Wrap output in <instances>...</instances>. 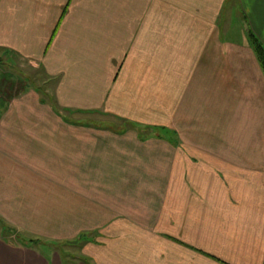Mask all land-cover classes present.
Masks as SVG:
<instances>
[{"label":"crops","instance_id":"obj_1","mask_svg":"<svg viewBox=\"0 0 264 264\" xmlns=\"http://www.w3.org/2000/svg\"><path fill=\"white\" fill-rule=\"evenodd\" d=\"M237 1L264 45V0ZM223 2L0 0V59L47 84L0 94L2 226L77 241L110 197L127 217L73 264H264V74ZM0 264L56 263L0 232Z\"/></svg>","mask_w":264,"mask_h":264},{"label":"rangeland","instance_id":"obj_2","mask_svg":"<svg viewBox=\"0 0 264 264\" xmlns=\"http://www.w3.org/2000/svg\"><path fill=\"white\" fill-rule=\"evenodd\" d=\"M219 13L217 25L224 29L223 37H226L225 35L228 34L229 40L248 43V31L246 30L247 24L244 21L239 2L237 0H224L221 4ZM44 79L45 78L42 76L41 70L36 67H32L27 63H21L18 59H0V86L2 85L1 82H7V84H3L1 86L0 90L6 94V97H11L19 92L29 90H36L38 94L45 97L47 84L43 83ZM108 119L109 118H107V116L103 118H92L93 122L100 126V128L108 127L105 130H109V132L114 134L126 133V137L129 138L143 136L147 139H154L156 136H160L159 134H161V132H150L148 130L135 129L133 131L128 126L120 124L115 125L116 123L110 122ZM104 124H107V126H102ZM136 126H139V124H136ZM151 180L155 181V179ZM88 186H90V184ZM105 196L109 197L110 195ZM109 198L104 197V200L102 198V201L108 202L109 205L103 209V217L101 220H98L95 223L94 218L90 220V217L88 216L85 221H80L82 227L88 231L86 235L80 236L77 241L48 243L39 240L37 243L32 244L31 242L29 243L30 239H24L23 237L20 238V236L15 234L14 231H11L6 226H2L1 223L0 232L2 233V236L4 235L6 237V240L9 241V244L12 246L22 245L28 248H35L42 254L44 253L50 256L56 264H58L59 260H61L63 264H73V262H76L74 260L75 258L85 256L87 251L90 252L95 249L94 244H97V241H107L111 237L109 233V231H111L109 230L110 227L106 228V231V225H109L115 218L127 217L128 212L126 208L121 206V209L116 210L112 207L113 205H110L113 203ZM118 204L120 205L121 202H118ZM79 213H81V211H79Z\"/></svg>","mask_w":264,"mask_h":264},{"label":"trees","instance_id":"obj_3","mask_svg":"<svg viewBox=\"0 0 264 264\" xmlns=\"http://www.w3.org/2000/svg\"><path fill=\"white\" fill-rule=\"evenodd\" d=\"M247 36H248V41H249V43H250V45H251V47H252V49H253V51H254V54H255V56H256V59H257V61H258V63H259V65H260V68L262 69V71H263V74H264V46H263V44L260 42V40L251 32V31H248L247 32ZM5 82V83H4ZM4 82H1L2 83V85L3 84H7V82L6 81H4ZM1 85V86H2ZM1 86H0V88H1ZM9 88V87H8ZM0 93L1 94H4V96L6 95L4 92H1V90H0ZM32 243V244H35V243H37V241L36 240H30L29 241V243Z\"/></svg>","mask_w":264,"mask_h":264}]
</instances>
